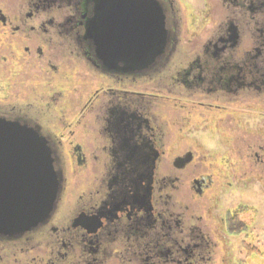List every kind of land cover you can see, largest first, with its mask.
I'll return each instance as SVG.
<instances>
[{
	"label": "flooded vegetation",
	"instance_id": "af4514ba",
	"mask_svg": "<svg viewBox=\"0 0 264 264\" xmlns=\"http://www.w3.org/2000/svg\"><path fill=\"white\" fill-rule=\"evenodd\" d=\"M195 2L0 0V121L35 129L60 179L0 264H224L252 227L216 209L264 190V0Z\"/></svg>",
	"mask_w": 264,
	"mask_h": 264
},
{
	"label": "water",
	"instance_id": "95a60500",
	"mask_svg": "<svg viewBox=\"0 0 264 264\" xmlns=\"http://www.w3.org/2000/svg\"><path fill=\"white\" fill-rule=\"evenodd\" d=\"M60 179L35 129L0 121V235L16 237L52 213Z\"/></svg>",
	"mask_w": 264,
	"mask_h": 264
},
{
	"label": "rangeland",
	"instance_id": "374dc122",
	"mask_svg": "<svg viewBox=\"0 0 264 264\" xmlns=\"http://www.w3.org/2000/svg\"><path fill=\"white\" fill-rule=\"evenodd\" d=\"M183 1L185 4L193 5L192 7L195 10L200 6L197 7L196 2L192 4V0ZM77 82L76 80L75 83ZM254 113L252 116L245 115L243 117V126H248L246 122H249L251 128L259 124L262 117L259 116L260 114H257L259 112ZM216 144L217 142L209 141V147L215 148ZM238 202L254 208L251 210V212H254V222L252 227L247 229L246 233L227 237L228 245L225 249L226 256L224 264H264V190L260 186L248 185L243 190L236 191V193L235 190L226 192L219 200L220 207L218 205L216 213L221 216L234 203L237 204ZM250 217L249 213H245L243 219L249 220Z\"/></svg>",
	"mask_w": 264,
	"mask_h": 264
},
{
	"label": "trees",
	"instance_id": "16d2710c",
	"mask_svg": "<svg viewBox=\"0 0 264 264\" xmlns=\"http://www.w3.org/2000/svg\"><path fill=\"white\" fill-rule=\"evenodd\" d=\"M256 253V252H255ZM256 254H259L258 252Z\"/></svg>",
	"mask_w": 264,
	"mask_h": 264
}]
</instances>
